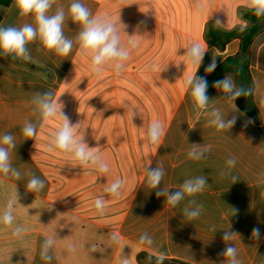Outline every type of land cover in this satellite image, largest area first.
Returning <instances> with one entry per match:
<instances>
[{
    "label": "crops",
    "instance_id": "1",
    "mask_svg": "<svg viewBox=\"0 0 264 264\" xmlns=\"http://www.w3.org/2000/svg\"><path fill=\"white\" fill-rule=\"evenodd\" d=\"M71 3L54 0L49 14L58 7L67 13ZM82 3L93 16L107 15L115 23L122 45L127 46L128 35L134 34L139 40L119 74H125L126 80L113 81L117 93L110 98L108 111H95L91 117L94 135L106 139L86 143L99 147L109 171L98 173L78 165L67 153H62L60 160H43L39 155L40 138L49 121L38 126L34 138L22 134L25 122L38 118L33 97L45 91L61 97L77 58L87 57L79 51L75 39L82 26L66 16L64 34L73 40L68 56L45 49L39 39L27 46L30 63L0 56V136H14L16 148L9 150L10 159L21 173L20 180L0 174V212L9 199L16 193L18 196L13 226L0 225V264H121L122 256L129 259V264H151L150 258L160 254L165 260L186 264H228L229 258L221 255L228 243L236 248L241 264H264V18L250 53L253 100L259 112L255 121L241 110L237 99H224L216 88L207 92L208 108L196 109L185 88V80L194 71L184 56L191 44L199 43L207 51L196 72L198 77L209 75L205 68L213 58L218 66L238 53L239 38H233L221 50L208 44V36L213 31L252 26L247 0ZM0 13V26L35 25L32 14L19 15L15 0L0 8ZM110 71L115 74L111 66ZM89 101L98 103L99 97ZM213 108H219L226 119L237 116L230 130L218 131L209 125L207 113ZM133 112L138 115L132 118ZM135 120L147 121V125L142 123L140 142L134 141ZM154 120L164 129L157 145L147 140V129ZM249 120L252 122L247 123ZM194 144L211 145V151L199 161L192 160L188 152ZM230 157L236 164L230 175L223 176ZM149 166L164 168L160 188L170 192L179 190L186 179L200 175L207 178V184L201 193L186 196L173 207L147 185L145 168ZM29 174L45 181L41 192L27 191ZM233 176L237 178L235 183ZM117 179L124 183L120 196L113 197L104 189ZM98 197L105 201L102 214L94 208ZM191 199L203 205L201 214L193 220L183 214ZM16 226L29 231L22 238L15 237L12 230ZM254 227L260 229L259 239L252 237ZM224 231L236 235L225 242ZM145 233L152 238L151 245L139 243ZM113 234L119 237V244L110 241ZM53 236V259L42 260L41 245Z\"/></svg>",
    "mask_w": 264,
    "mask_h": 264
},
{
    "label": "clouds",
    "instance_id": "2",
    "mask_svg": "<svg viewBox=\"0 0 264 264\" xmlns=\"http://www.w3.org/2000/svg\"><path fill=\"white\" fill-rule=\"evenodd\" d=\"M54 0H15V5L19 10V15L34 16L35 25L26 23L21 27L16 26H0V55L5 57L12 56L13 59H23L30 61L31 55L28 49L29 43L39 39L43 47L49 51H54L60 56H68L73 49V40L69 39L64 34V23L66 16H70L73 22L80 24L81 30L76 36V41L79 44V51L91 58L90 70L93 74L99 76L103 73L106 66H111L116 75H119L125 67V62L129 59L131 51L138 47L139 40L133 35H128L129 39L127 46L121 44L120 30L115 23L107 15L93 16L89 8L82 3V0H72L67 13L63 7H58L54 14H49ZM247 6L254 12L257 17H264V0H247ZM207 51L199 44L193 43L187 49L186 60L188 64L194 67V71L185 80V88L190 91L194 108L205 110L208 108L210 98L207 94L208 82L205 77H198L196 72L200 67L203 58ZM216 59L205 68L206 73H211L216 68ZM213 87L222 92L223 98L234 102L242 95H250L252 89H245L242 86L238 87L235 82L228 76L216 80ZM60 97V96H59ZM59 97H55L51 91L37 93L32 104L35 105L34 111L38 113L36 122L26 121L22 134L27 138H34L37 135L38 126L42 122H47L51 118L59 114L63 118V123L59 129L50 138L46 150L60 152L70 155V159L77 162L81 166H89L98 173H107L109 165L100 156L99 147H89L84 140V135H78L77 124L73 125L69 118L61 111L63 105L59 103ZM233 106L236 108L235 103ZM210 117L209 125L214 126L218 131L230 130L236 123L237 116L233 115L231 119H226L219 108H213L208 113ZM138 115L133 112L132 118ZM243 115V113H240ZM249 120L247 123H251ZM164 134L163 125L160 121L154 120L150 123L147 129V140L150 144L157 145ZM7 146V147H5ZM16 148L15 138L10 133H5L0 136V174L4 176L14 177L16 180L21 179V173L14 168L10 159V149ZM211 151V145L200 146L194 144L188 152V157L192 160L199 161L205 158L206 154ZM236 160L230 157L226 161L227 170L221 175L228 176L231 169L235 166ZM147 185L157 190V197H165L166 202L176 207L181 201L188 197H195L201 193L206 184L207 178L204 175L186 179L179 190L170 192L169 190L161 189L160 184L164 177L165 171L162 166L146 167ZM30 179L27 182L26 189L28 192L38 193L45 188V181L35 174H29ZM234 183L237 181L235 176L232 177ZM121 179L115 180L109 186L105 187L104 191L113 197L120 196V189L123 187ZM18 203V196L9 199L6 207L0 212V225L11 228L14 224V205ZM95 210L102 214L105 208L103 198H97L94 203ZM202 204H198L195 199L188 201V206L183 209V214L189 220L196 219L201 214ZM234 210V215L236 210ZM29 229L24 226H16L12 230V235L22 238L23 234ZM235 232L224 231L222 239L231 241ZM252 237L260 238V229L254 227L252 229ZM110 241L119 244V237L113 234ZM55 243V237H49L44 240L41 245L40 257L42 260L51 261L50 250ZM140 244L151 245L153 240L146 233L139 238ZM225 249L221 252L223 257H227L228 264H241L237 258L236 248L228 243ZM71 250H75L72 248ZM95 251V248L93 249ZM165 255L160 254L156 260V264H164ZM121 264H129L127 257H121Z\"/></svg>",
    "mask_w": 264,
    "mask_h": 264
},
{
    "label": "rangeland",
    "instance_id": "3",
    "mask_svg": "<svg viewBox=\"0 0 264 264\" xmlns=\"http://www.w3.org/2000/svg\"><path fill=\"white\" fill-rule=\"evenodd\" d=\"M90 57L80 56L77 58L73 66L71 75L67 85L59 98V103L63 105L61 111L66 115L73 125L77 124L78 135H84L85 142H102L106 139L105 136L94 135L93 114L95 111H108L110 106V98L117 93L114 89L113 81L126 80L125 74L115 75L110 71V66H106L105 70L99 76L93 74L90 70ZM121 94L124 93L121 91ZM99 97L98 103H91L89 98ZM113 99V98H112ZM101 102V103H100ZM139 110L141 105H137ZM152 121H150L151 123ZM63 123V118L57 112V115L51 118L48 124L45 126L43 133L41 134V145L39 148V155L43 160H60L62 153L59 150L48 152L46 150L48 142L53 134L59 129ZM105 123H108L107 120ZM142 123L147 125V121L135 120L134 121V141H142L140 135L142 129ZM92 127V128H91Z\"/></svg>",
    "mask_w": 264,
    "mask_h": 264
},
{
    "label": "trees",
    "instance_id": "4",
    "mask_svg": "<svg viewBox=\"0 0 264 264\" xmlns=\"http://www.w3.org/2000/svg\"><path fill=\"white\" fill-rule=\"evenodd\" d=\"M12 0H0V8H6L11 4ZM247 17L253 22L252 26L246 27L242 30H233L228 32L213 31L209 33L208 44L215 46L218 49H224L227 42L233 38L240 39V48L237 54L227 57L221 64L216 66L213 72L209 73L206 78L208 82V91L214 90L213 84L216 80L222 79L225 76L232 77L238 87L245 89H252L250 95H242L237 98V104L245 113H247L253 120L259 119V112L253 100L254 82L252 79L250 64H251V46L255 37L259 34L261 27L259 22L264 17H257L252 10L247 14ZM2 16L0 13V22ZM13 62L30 63L23 59H13L12 56H3ZM157 257H151L150 263L156 264ZM164 264H186L179 261L164 260Z\"/></svg>",
    "mask_w": 264,
    "mask_h": 264
}]
</instances>
